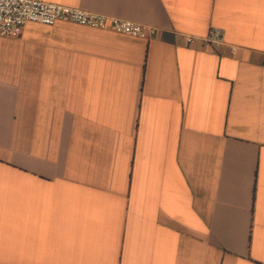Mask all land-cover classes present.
<instances>
[{
    "label": "crops",
    "instance_id": "obj_1",
    "mask_svg": "<svg viewBox=\"0 0 264 264\" xmlns=\"http://www.w3.org/2000/svg\"><path fill=\"white\" fill-rule=\"evenodd\" d=\"M43 1L155 33L0 38V264H264V0Z\"/></svg>",
    "mask_w": 264,
    "mask_h": 264
},
{
    "label": "built area",
    "instance_id": "obj_2",
    "mask_svg": "<svg viewBox=\"0 0 264 264\" xmlns=\"http://www.w3.org/2000/svg\"><path fill=\"white\" fill-rule=\"evenodd\" d=\"M60 22L93 29H109L121 35L144 39H149L155 33L153 28L87 11L80 7L43 0H0V38L20 36L29 23L55 26ZM184 37L191 45L198 41L213 46L227 44L225 31L217 27L212 28L206 37L199 38L191 35H184ZM236 50L237 47H231L232 52Z\"/></svg>",
    "mask_w": 264,
    "mask_h": 264
}]
</instances>
